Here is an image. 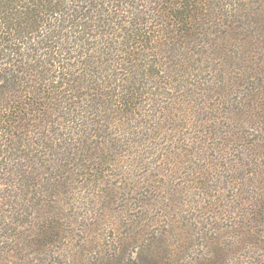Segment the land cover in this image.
<instances>
[{
    "label": "rangeland",
    "instance_id": "1",
    "mask_svg": "<svg viewBox=\"0 0 264 264\" xmlns=\"http://www.w3.org/2000/svg\"><path fill=\"white\" fill-rule=\"evenodd\" d=\"M201 1L196 31L174 39L169 52L163 48L164 57L129 60L114 52V44L113 54L106 50L94 64L85 57V69L77 66L84 56L58 57L77 64L76 82L84 79L86 86L80 90L99 101L93 111L101 129L87 135L89 150L80 156L75 150L66 168L70 180H60L49 197L55 205L46 198L43 178L53 179L46 176L51 160L75 135L71 128L46 136L42 146L30 139V151L19 143L0 154V203L12 200V208H0L7 222L0 221V264H264V164H258L264 149L251 157L248 147L235 143L237 137L263 145L262 91L259 97L247 93H255L256 57L264 55L252 45L264 35V0ZM116 2L121 20L130 11L143 13L153 29L151 9L157 5ZM108 11L101 19L117 22ZM89 23L93 28L97 21ZM222 119L229 133L226 147L218 149L213 127ZM114 139L119 145L112 152ZM239 152L258 161L248 169L263 168L259 178L228 177L232 161L243 166ZM115 153L114 161L100 162V154ZM31 168L37 180L28 178ZM58 205L52 238L34 244L49 206ZM22 234H30L32 244L20 243ZM152 251L175 256L162 262Z\"/></svg>",
    "mask_w": 264,
    "mask_h": 264
},
{
    "label": "trees",
    "instance_id": "2",
    "mask_svg": "<svg viewBox=\"0 0 264 264\" xmlns=\"http://www.w3.org/2000/svg\"><path fill=\"white\" fill-rule=\"evenodd\" d=\"M116 1L0 0V154H4L19 143L25 147V151H30L32 148L30 139L33 143L42 146L43 143H47L44 141V138L48 140L46 136L53 134L61 136L62 133L59 131L63 129L71 128V132L75 134L69 137L65 150L59 152L51 160L54 166L46 176H53V179L43 178L48 187L47 190H44L46 198H49L61 186L60 180H70L68 174L70 169L66 168L73 159H76L73 156H76L80 151L89 150L87 143L85 144L87 135L101 129L95 119L97 114L93 111L99 101L91 102L95 99L94 95L80 90L86 86L83 85L84 79L76 82L77 78L74 75L76 70H73L76 63H64L58 57L63 59L66 54L70 57L72 53L74 58L84 56V60L77 62L80 65H76L85 69L87 65L85 57L88 60L91 59L89 62L94 64L97 57L106 54V50L110 51L107 55L113 54V44L116 45L114 52H122L127 55L126 59L129 60L131 57H138V60L148 59L153 54L164 57L163 48H167L169 52L170 46L174 44V39L177 37L187 38L196 31L194 24L198 19L197 10L201 3L203 4L201 0H143L149 2L150 5H157V8L151 9L152 12H155V18H152V21L156 22L151 29L149 27L151 22L148 24L147 20L144 22L140 18L143 13L139 16L138 13L133 14L130 11L131 16L126 15V19L121 20L124 15L121 13L119 4L117 5L119 2ZM88 8H93V10H88ZM134 9L142 12L136 7ZM106 11L108 14L112 12L110 16H114L117 22L112 24L105 18L101 19ZM92 19L97 21L93 28L89 23ZM121 21L124 25H121ZM117 38L121 40L116 43ZM252 45L255 48L264 49V35L257 38ZM250 57L253 59V54H250ZM256 59V63H259L258 70H260V74L256 75L257 87L254 89L255 93L249 90L247 95L259 97L258 93L262 91L263 99L258 104L264 110V55L261 54ZM108 60L120 65L116 59ZM261 64L263 67L260 66ZM110 65L114 67L112 64ZM57 71L58 73H56ZM104 71L107 74L106 70ZM102 82L107 88L109 84L106 83V80H102ZM258 86L260 90L257 89ZM227 117L224 116V118ZM223 120H221V125L216 124L213 127L216 141L219 142L218 139H221L217 146L218 149H224L227 145L225 142L229 132L225 131L226 121ZM246 121L249 122L247 119ZM57 131L60 134L56 133ZM64 135L69 136V133ZM254 141L246 140L249 142L246 144L245 141L235 137L236 146H246L245 149L248 147L247 151L251 157L256 154L259 147L264 149V140L262 141L263 145H258ZM116 143L118 144L116 145ZM118 145L119 142L114 139L112 152L116 151ZM81 152L78 154L79 156ZM241 154L245 156L241 159L243 166L232 161L228 167V177L232 180L234 177L241 178L246 175L249 180H253V177L250 178L249 175L251 173L255 178H259V172L263 168H259L258 164L263 165L264 159H259L258 162L251 157L246 158L244 152H239L237 155ZM116 155V153L110 154L109 158L100 154L99 160L101 163H106L107 160L114 161ZM238 159L240 158L238 157ZM225 162L228 163L226 160ZM257 162L259 170L248 169L249 163L256 164ZM44 168L45 164L42 169ZM33 170H37V167ZM33 170L31 168L28 172V178L37 180V174L33 173ZM38 170H41V165ZM20 171L21 165L17 168V172ZM223 176L225 175L221 177ZM48 201L53 205L58 204L51 198ZM10 202L12 200L7 198L0 203L1 210L5 211V207L12 208L8 205ZM55 207H60V205L49 206L48 218L41 223L40 230L36 231L40 235L34 244L40 241V237L52 238L53 231L51 229L54 225L50 226V224L54 222L55 214L60 213ZM3 215L0 213V221L2 220L7 225V222L2 218ZM18 223V221L14 222L15 226ZM20 237V243L32 244L30 234H22ZM152 254L162 262H164L165 255L170 261L175 256L170 252L158 255L156 251H152ZM174 254H176L175 251ZM152 264H156L155 259Z\"/></svg>",
    "mask_w": 264,
    "mask_h": 264
}]
</instances>
